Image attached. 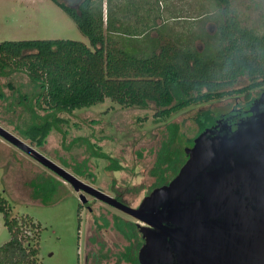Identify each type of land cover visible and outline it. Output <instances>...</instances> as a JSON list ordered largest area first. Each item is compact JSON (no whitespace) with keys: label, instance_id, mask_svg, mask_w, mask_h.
Instances as JSON below:
<instances>
[{"label":"trees","instance_id":"1","mask_svg":"<svg viewBox=\"0 0 264 264\" xmlns=\"http://www.w3.org/2000/svg\"><path fill=\"white\" fill-rule=\"evenodd\" d=\"M51 1L73 21L89 46L74 40L0 43V78L20 73L27 79L26 84L8 80L11 97L0 85V114L3 110L13 116L30 115L31 121L14 124L13 132L37 148L45 145L53 131L63 133L61 125L68 122L62 115L71 116L107 100L122 109L145 110L153 104L154 119L162 121L213 101L243 97L251 102L264 90V34L242 25L229 9V0H214L219 7L224 5L215 16L219 25L214 34L204 35L200 51L178 45L175 34L169 39L160 37L157 0H78L75 5ZM154 32L157 36L152 37ZM242 75L251 83L234 89ZM195 120L201 133L205 121H213L208 126L212 127L218 119L214 121L205 110ZM166 129L168 139L151 169L157 180L149 193L168 184L187 160L180 146V126L170 123ZM82 141L93 156L109 162L106 170H122L118 160L89 140L78 137L72 143ZM72 171L85 175L77 166ZM171 172L173 176L167 179ZM43 185L34 187L43 191ZM0 214L9 233V240L0 246V264H41L40 224L29 216H13L1 193ZM132 229L133 251L123 257L139 264L141 238L136 227Z\"/></svg>","mask_w":264,"mask_h":264},{"label":"rangeland","instance_id":"2","mask_svg":"<svg viewBox=\"0 0 264 264\" xmlns=\"http://www.w3.org/2000/svg\"><path fill=\"white\" fill-rule=\"evenodd\" d=\"M62 1L75 5L78 0ZM157 2L156 24L160 37L169 39L175 34L181 40L175 41L178 45L198 51L203 49L204 35L217 31L219 21L215 16L224 6L219 7L214 0ZM228 7L242 25L264 34V0H229ZM155 33L152 37L157 36ZM21 40H74L89 46L88 39L51 0H0V43ZM148 42V39L144 40L145 44ZM8 80L26 84L27 79L20 73L9 79L0 78L4 93L10 96L6 88ZM250 83L247 76L242 75L233 88L239 89ZM233 107L248 110L250 102L244 101L243 97L213 101L181 111L167 120L156 121L153 115L157 109L153 104L145 110L122 109L107 100L89 109L75 111L71 116L62 115L68 122L61 125L63 133L53 131L41 148L13 132L14 124L29 123L30 115L16 113L13 116L1 109L0 126L82 182L136 207L156 183L151 169L162 143L168 139L167 125L176 123L180 126L183 136L180 146L185 152L193 146L200 132L201 127L195 120L197 113L208 110L216 121L229 114ZM212 123L205 121L203 130ZM78 137L89 140L118 160L122 170H106L109 162L93 156L84 141L72 143ZM75 166L85 175H76L72 171ZM172 176L171 172L167 179ZM40 183L44 184L45 190H36L34 185ZM0 193L13 216H29L40 224L41 264H133L123 256L130 257L129 251H133L135 240L129 222L136 223L134 219L100 202L91 204L90 214L79 207L83 204L80 192L1 137ZM86 198L90 200L89 196ZM8 240L9 233L0 214V246Z\"/></svg>","mask_w":264,"mask_h":264},{"label":"water","instance_id":"3","mask_svg":"<svg viewBox=\"0 0 264 264\" xmlns=\"http://www.w3.org/2000/svg\"><path fill=\"white\" fill-rule=\"evenodd\" d=\"M263 102L264 92L235 128L218 120L199 133L177 174L136 209L85 184L1 126L0 137L76 192L141 223L139 264H264Z\"/></svg>","mask_w":264,"mask_h":264},{"label":"flooded vegetation","instance_id":"4","mask_svg":"<svg viewBox=\"0 0 264 264\" xmlns=\"http://www.w3.org/2000/svg\"><path fill=\"white\" fill-rule=\"evenodd\" d=\"M263 92H264V90H263ZM263 92H261L259 96H257L255 99H253V100L250 102V107L252 106L253 102H254L255 100H257V99L261 96V94H262ZM250 107H249V109H250ZM249 109H248V110H245V109H242V108H240V107H233V108L230 110L229 114L220 116V117L218 118V120H220V121L223 122V123H228L232 128H235V126H236V124H237L238 121H240L241 119H246L247 117H249V116L251 115V113L249 112ZM259 110L262 111V112L264 111V102H263L262 104H259ZM218 120H217V121H218ZM85 184H86V183H85ZM87 185H88V184H87ZM89 186H90V185H89ZM91 187H92V186H91ZM93 188H94V187H93ZM95 189H96V188H95ZM96 190L102 192V191L99 190V189H96ZM102 193H104V192H102ZM104 194H106V193H104ZM106 195H107V194H106ZM86 196H89V197H90V200H88V199L86 198ZM108 196H109V195H108ZM82 197H84V198H82ZM110 197H111V196H110ZM80 198H81V200H83V204H82V205H79V207H82V209L88 211L90 214H92V213H91V204L96 203V202H100V203H102V204H105V205H107V206L113 208V209L118 210L119 213L124 214V215L130 217V216L127 215L126 213L122 212L121 210H119V209H117V208H115V207H113V206H111V205H109V204H107V203H105V202L99 200V199H95V197H93V196L90 195V194H87V193H84V192H80ZM112 198H114V199L117 200L118 202L122 203L123 205H125V206H127V207H130V208H134V209L138 208V207L141 205V203H142V202H140V204H138V206H136V207H132L131 205L125 204V203H123L122 201H120L119 199H117V198H115V197H112ZM130 218H131V217H130ZM132 219H133V218H132ZM134 220H135V219H134ZM135 221H136V223H135V222H134V223H133V222H129V229H130V231H132V230H133V229H132V226H135V227H136V230H138V232H139L138 225H141V226H142V224L139 223L137 220H135ZM79 225H80V222H79ZM79 230H80V229H79ZM139 234H140V238H141V246H142V244H143V239H142V235H141L140 232H139ZM84 240H85V238H84ZM134 240H135V239H134ZM141 246H140V247H141ZM140 247H139V248H140Z\"/></svg>","mask_w":264,"mask_h":264}]
</instances>
